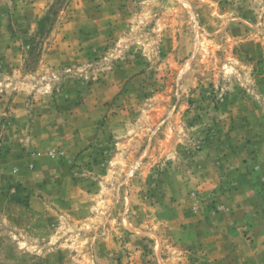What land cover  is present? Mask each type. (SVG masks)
<instances>
[{"label":"rangeland","instance_id":"374dc122","mask_svg":"<svg viewBox=\"0 0 264 264\" xmlns=\"http://www.w3.org/2000/svg\"><path fill=\"white\" fill-rule=\"evenodd\" d=\"M0 264H264V0H0Z\"/></svg>","mask_w":264,"mask_h":264}]
</instances>
